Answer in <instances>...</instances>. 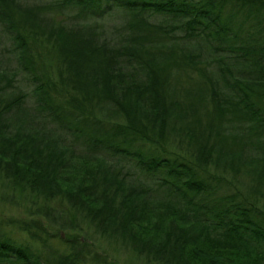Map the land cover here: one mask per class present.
I'll return each instance as SVG.
<instances>
[{"label": "trees", "instance_id": "1", "mask_svg": "<svg viewBox=\"0 0 264 264\" xmlns=\"http://www.w3.org/2000/svg\"><path fill=\"white\" fill-rule=\"evenodd\" d=\"M0 26L33 99L0 70V204L24 215L0 264H110L89 230L145 264H264V0H0Z\"/></svg>", "mask_w": 264, "mask_h": 264}, {"label": "rangeland", "instance_id": "2", "mask_svg": "<svg viewBox=\"0 0 264 264\" xmlns=\"http://www.w3.org/2000/svg\"><path fill=\"white\" fill-rule=\"evenodd\" d=\"M109 11V10H108ZM122 14L121 12H118L116 9L110 10L108 13L104 14V17L98 22L100 23L99 28V34L102 36V38L106 39L110 43L117 42L121 35L123 34L121 30V24H122ZM57 20L62 19V17H56ZM65 19L70 20V17H65ZM160 16H152L151 20L158 21L160 20ZM174 35H181L179 31L175 32ZM178 42V41H177ZM184 42H187L184 44ZM180 41L181 44L185 46H189L191 48H195L197 44H194V41ZM12 42L9 39L8 35L1 29L0 26V70L5 71L6 78H9L12 85L9 86V88H12L11 92H23L27 94V97L24 99V106L28 109L32 108L33 105V99L31 97V89H32V83L29 81L27 75L23 73L20 68H18L17 61H16V55L13 50V45H11ZM214 66L208 67V71H214ZM182 86H178L176 91L177 94L179 92L178 88L181 90L185 87L184 82L180 83ZM10 91V90H8ZM180 99V95L178 94V100ZM200 113L203 114L204 110H200ZM70 139V138H69ZM78 149L81 148V146L77 143L76 144ZM136 145H140L139 142L136 143ZM144 149H149L148 145L141 144ZM137 176V175H136ZM138 177V176H137ZM237 181L235 179H229L228 184L224 186L225 189L222 190L221 193H233L236 190L239 191L240 194L246 193V186H245V177H239L237 176ZM264 199V196H263ZM261 199V203H259V207L263 209L264 211V200ZM0 215L4 218L7 217H23L24 215L21 212V209L19 207L7 204L2 206L0 204ZM89 230V229H87ZM90 239H88V243H91L92 250L97 251L100 255H106L105 257H109L110 264H145L139 261L134 257L133 254L130 252L124 251L122 247L119 245L111 244L107 242L105 239H102L98 237L95 233L92 232V230L88 231ZM63 238L64 233L62 232ZM13 237L19 241H28L26 239L25 234L15 232L13 234ZM52 242V241H51ZM53 246L57 245L56 241H53ZM61 249L60 246H55ZM207 258V256H204ZM229 259V257H223L222 262L225 263V260ZM204 264H211L210 262L204 263ZM228 264H234L233 261H230Z\"/></svg>", "mask_w": 264, "mask_h": 264}]
</instances>
